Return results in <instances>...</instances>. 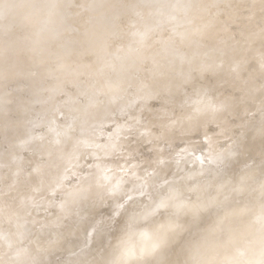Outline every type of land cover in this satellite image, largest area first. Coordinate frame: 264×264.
I'll use <instances>...</instances> for the list:
<instances>
[{
  "label": "bare ground",
  "instance_id": "1",
  "mask_svg": "<svg viewBox=\"0 0 264 264\" xmlns=\"http://www.w3.org/2000/svg\"><path fill=\"white\" fill-rule=\"evenodd\" d=\"M228 1L0 0V264H264V80L238 99L189 96L174 117L163 112L146 127L123 177L106 171L125 136L124 122L106 128L124 117L114 97L142 84L145 99L169 104L216 72L218 44L237 39L241 13L250 21L259 12L246 3L234 13ZM261 39L249 57L264 74ZM71 86L83 103H54ZM68 114L76 131L60 128L58 139L55 123ZM36 126L42 161L25 153ZM107 205V227L88 246Z\"/></svg>",
  "mask_w": 264,
  "mask_h": 264
},
{
  "label": "rangeland",
  "instance_id": "2",
  "mask_svg": "<svg viewBox=\"0 0 264 264\" xmlns=\"http://www.w3.org/2000/svg\"><path fill=\"white\" fill-rule=\"evenodd\" d=\"M237 1L239 2V0H235V1L233 0L234 3L235 2L237 3V4L235 3V5H237V6H233L234 9L232 8V10H235L234 13H237V12L239 13L240 12L239 10L242 8V6L246 3L247 4L249 3L251 6L253 5L252 7H255V6L259 7V8L257 7L259 12L256 10V12H257V14H259V16L256 14V12H254L253 16L251 18H249L250 21H247L248 18L244 17V14H242V13L240 14L239 19L240 20L245 19L246 22H244V21L240 22V24H239L240 34L237 35L238 36L237 39L231 37L229 40L232 41L233 43L229 42V40H227V39H224V40H221V42L218 44V46L221 47L223 52L221 53V55H218L221 65L216 72L212 73V75L205 73L206 75H204L200 79L194 80V82L191 83L190 85H186L185 89L182 92V95L179 97V99L178 100H172L171 102H173V103H169V104H168V102H163L161 100H149V99L147 100V99H145L146 95L143 96V93H145V92L143 91V87L141 86L142 84H140L138 86L135 84L132 86L130 85L131 87H133L132 90H130L131 88L129 89L130 86L129 87L127 86L128 89H125V91L123 93L119 94L118 97L117 96L114 97L115 100H120L121 98L124 99V117L122 114L114 115L112 117V121H111L110 125H108L106 128H109L111 125H114L117 122H120V121L124 122V130H125L124 134H125V136H124V142L117 145V147L114 151L113 158L111 159L109 165L106 167L107 172H111L113 174H116L117 176L119 175V176L123 177L124 171H127V169L130 168L134 164V163H132V161L139 159L137 157V150L138 149H135L134 145L135 144L137 145L139 143L137 140L143 134L146 127L147 126L148 127L153 126V124L163 116L162 115L163 112L167 113L169 115L168 117H174L175 113L178 112V110H179L180 103L182 101L187 100L189 96L195 97L194 94L197 92L200 95V97H199L200 101L199 102H201L202 100H206V99H213V101H215V102L228 101V100H232V99H238L239 96H241L243 93V87H250V86L259 85L262 83V81L264 80V74H263V72H261V69L259 68V63H257L255 60H253V58H251L249 56H250V54L255 53L258 50V48H260V49L262 48L261 37L264 35V28H257V27H258V23L263 20L262 7H264V0H252V1H254L253 3L251 0H242V1H240L239 6H238ZM228 2H229L228 4H230V6H228V4H226L227 8L228 7L231 8V6L233 4H231L230 2H232V1L230 0ZM236 7H238V8L235 9ZM33 8H34L33 9V12H34V10H36V5H34ZM225 8L223 5V9L221 8V10L223 11ZM1 22L2 21H0V25H1ZM0 29H1V26H0ZM4 31H3V33H4ZM12 33H14V32H12ZM16 33H17V31H16ZM247 36H252L253 40L248 41ZM234 40H235V42H234ZM222 59L225 61H223ZM136 73L139 74V72H136ZM136 73H135V75H137ZM207 77H209V78H207ZM134 78H135V76H134ZM210 81H212L211 84H214L212 89L202 90V88H204V85L209 83ZM134 86H135V88H134ZM72 88H73V90H72ZM76 88L71 86L69 88L70 91H68L69 89L67 88V90L65 89L62 91V94L60 92L59 94L55 95L56 98L58 97L61 101L59 99H58L59 101L56 99L57 101L55 100L54 103H57V104L58 103H65V102L70 103L71 101H73V103H75L78 98H79V104L83 103L82 101H84V99L81 97V95L78 96V94H76L77 98L72 97V95H74L75 91H77ZM71 91H72V93H70ZM132 91H134V92H132ZM199 91H201V93H199ZM65 92H66V94L68 92V94H67L68 99H66ZM69 95H71V96H69ZM62 97L65 98L64 99L65 101L61 99ZM98 97H99V99H101L103 101L106 100L105 96L98 95ZM70 99H72V100L70 101ZM66 100H68L69 102ZM36 107H38V105ZM34 113L35 112H33V114H31V115H34L33 117L35 118V116L37 117L38 114H34ZM129 114H130V116H129ZM31 115H29V116H31ZM39 117L40 116H38L37 118H39ZM122 119H124V121ZM58 121H59V123L58 122L55 123L58 139H62V133H61L62 128H66V127H67V129L70 128L69 131L71 133H73V131H71L72 130L71 128H74L75 126L72 124V115L68 114L67 116H65L63 118H60ZM65 124H67V126ZM68 125L70 126L69 128H68ZM37 127L38 126H36L35 129L33 130L34 132L36 131V133H38V134H34V140H35L34 147L25 151V153L27 152L26 154H30L31 152L36 151L35 155H37L36 156L37 161H42L44 159V156L39 155L37 153H38L39 147L41 145V142L44 141L43 138L45 136L44 135L45 133L43 132L44 127H42V126H39L38 128ZM75 131H76V129H75ZM37 135H39L40 138ZM41 135H42V137H41ZM36 137L39 138L41 142L39 141V139H36ZM144 148H145V145H144ZM90 157L91 156L85 157L79 163L77 162L75 169L69 174L68 178L64 182L68 183L70 176L72 178H74L76 176V174H79L82 170L87 169L90 166ZM239 166H240V164H239ZM30 167H31V164L26 163L24 166V171H26V172L29 171ZM118 178H120V177H118ZM104 186H106V183H104L102 186H100V188L103 189ZM119 186H120V184H118V188H119ZM65 188H67V187H65ZM62 190H63V188H62ZM107 193L111 194L110 191L106 192L105 194H107ZM108 197H109V195H108ZM121 199H123V202H124V198H119L118 201ZM220 204L221 203L217 204V206L215 207V210L211 211V212H213L212 213L213 215L219 214V212L221 211L223 205H221V207H220ZM117 205H121V204H117ZM113 210H114V207L111 205L104 206L100 209L99 218L98 217L95 218L96 220H95L94 224L92 225L91 228L88 229L87 234H86V238L88 239V242H89L88 246H90V243L93 242V237H94V235H96L97 232H100V231L102 232L103 230L105 231V229L107 227L105 224V221H106V219L110 218ZM206 214H208V213H206ZM102 218H103V220H102ZM201 219L202 218L198 219V223H200L202 221ZM193 225L196 226V223H193ZM114 230L115 229L110 230L109 235L107 234L108 232H106V234L108 235V237H107L108 239L106 242H108V240L109 241L111 240L110 238L112 235L110 236V234L114 233ZM229 244H231V241L229 242ZM91 245H92V243H91ZM235 258L237 259V257H235ZM235 258H231V259L229 258L227 261V264H234V262H235V264H238L239 263L238 261H240V264H247L246 261L245 260L242 261L240 257H238L237 261L235 260ZM56 259L59 260L62 258L58 256ZM232 260H234V261H232Z\"/></svg>",
  "mask_w": 264,
  "mask_h": 264
},
{
  "label": "snow or ice",
  "instance_id": "3",
  "mask_svg": "<svg viewBox=\"0 0 264 264\" xmlns=\"http://www.w3.org/2000/svg\"><path fill=\"white\" fill-rule=\"evenodd\" d=\"M110 191L112 193L117 192L118 191V185H113L112 188L110 189ZM167 206H168L167 202L162 200L158 207L159 208H166ZM153 250H155V249H153ZM110 264H125V262L123 260H114V261H111ZM192 264H196V262L193 261Z\"/></svg>",
  "mask_w": 264,
  "mask_h": 264
}]
</instances>
